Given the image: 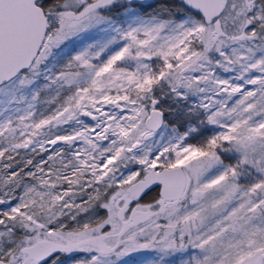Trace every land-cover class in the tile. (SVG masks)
Instances as JSON below:
<instances>
[{
	"label": "snow or ice",
	"instance_id": "1",
	"mask_svg": "<svg viewBox=\"0 0 264 264\" xmlns=\"http://www.w3.org/2000/svg\"><path fill=\"white\" fill-rule=\"evenodd\" d=\"M264 264V0H0V264Z\"/></svg>",
	"mask_w": 264,
	"mask_h": 264
},
{
	"label": "rangeland",
	"instance_id": "2",
	"mask_svg": "<svg viewBox=\"0 0 264 264\" xmlns=\"http://www.w3.org/2000/svg\"><path fill=\"white\" fill-rule=\"evenodd\" d=\"M127 264H178V261L175 257L161 260L155 253H138L129 257Z\"/></svg>",
	"mask_w": 264,
	"mask_h": 264
}]
</instances>
